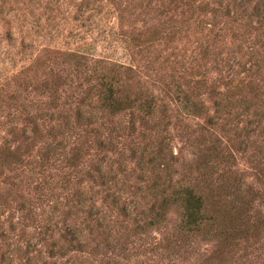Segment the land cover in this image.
<instances>
[{"label":"rangeland","instance_id":"1","mask_svg":"<svg viewBox=\"0 0 264 264\" xmlns=\"http://www.w3.org/2000/svg\"><path fill=\"white\" fill-rule=\"evenodd\" d=\"M234 1L0 0V247L14 252L3 264H24L16 247L34 234V226L51 218L68 227L76 216L87 226L77 207L69 213L72 217L67 212L80 190L98 204L114 191L100 184L96 171L106 156L98 145L104 137L115 138L108 164L123 166L115 181L125 192L122 209L131 216L111 207L109 234L87 229L82 251L70 242L62 249L61 240L55 256L43 252L46 264H264V111L236 100L247 90L252 100H264V66L251 70L249 57L261 32L256 28L258 0L246 9ZM202 46L211 51L200 65ZM75 50L87 58L71 56ZM99 60L133 70L111 71ZM192 65L201 75L190 74ZM103 73L107 81L121 80V90L129 94L145 89L157 94L162 119L132 122L129 113H111L99 95ZM205 75V83L196 82ZM175 82L199 93L206 103L204 115L186 112ZM229 86L235 96L231 101L224 94ZM221 100L229 104L211 123ZM257 120L261 125L256 127ZM161 137L178 159L173 175L183 182H194L200 171L195 159L214 143L229 157L225 162L220 156L211 168L215 185L231 168L233 180L252 193L242 216L228 220L227 232L216 226L211 233V227L184 233L176 206L162 223L137 227L133 218L151 206L160 210V199L147 189L150 165L139 163L133 150L153 148ZM23 205L32 210L27 223L34 226L18 242V230L11 233L12 241L4 239L2 228L8 223L3 221L17 217ZM55 239H60L58 233L48 243Z\"/></svg>","mask_w":264,"mask_h":264},{"label":"trees","instance_id":"2","mask_svg":"<svg viewBox=\"0 0 264 264\" xmlns=\"http://www.w3.org/2000/svg\"><path fill=\"white\" fill-rule=\"evenodd\" d=\"M252 1L253 0H235L234 5L236 4V7L246 9V6ZM255 15L260 18V20H258V23L260 24L256 28H260L261 32H259L260 37L255 39L254 45L252 46V52L249 56L251 61L250 68L253 71H261L264 66V0L257 1ZM210 51L209 46H202V61L200 60V65L209 56ZM70 54L75 58H87L86 53L77 50L70 52ZM97 63L110 66L111 71L132 72L133 70L132 66H125L119 62L106 63L105 60H99ZM100 66L104 68V65ZM192 68L193 70L190 74L194 78L195 75H201V70H195V66L193 65ZM204 74L206 73L204 72ZM102 75H104V73ZM106 78V75L100 77L101 82L98 85L100 91L99 95L102 105L108 108L111 113H129L131 114L132 122L135 120H142V122H145L146 117L151 119H162L160 114L164 110L161 107L162 104L159 102V97L153 91L145 89L144 92L139 93L136 90L135 92H132L128 89L130 92L129 94L126 89L124 91L121 90V87L123 86L121 80L111 78L107 81L105 80ZM205 78L206 75L202 80L196 82L205 83ZM174 86H176L177 97L180 99L186 112L195 116H201L204 115L203 113H206V103L200 98L199 93L190 90L189 92L185 91L179 82H175ZM130 89L132 90V88ZM249 89L251 93H253L250 86ZM229 90L230 92L226 91L224 94L230 99L229 101H231L235 96L231 91L230 86ZM260 96L264 97V92L261 91ZM253 97L254 95L249 96L247 90L245 94L237 97L236 100L246 108L257 107L261 109L260 111H264V100L260 98L258 101H255L252 100ZM255 97L257 98V96ZM227 104H229V102L225 103L223 100L217 102L216 114L209 119V122L212 123V120L221 118L220 114ZM81 115L83 116V114ZM254 123L256 127L261 125L259 120ZM68 128L70 127L68 126ZM114 141L115 138L112 137H104L99 141V148L105 152L106 156L101 158V162H99L96 167L99 179H101L100 184L106 186L108 191L112 188H114V191H109V194H107L100 204H98L99 200H97V198H94V196H88L84 189L79 191L77 200L69 206L70 211L67 212V215H69L68 217H72L69 213L72 212L73 207H77L79 213H85L86 215V221H88L86 227L82 226L83 222H78L76 220V216H74L73 224L68 227H64L66 222L63 226L59 227L56 222H51L53 221V218H51L46 225L37 226L39 228L30 224L34 226V234L27 235L28 238L24 240V244L16 247V251L20 250L21 259L23 258L25 260L24 264H46L47 260H43L45 256L43 252L46 251L48 253L47 257L55 256L54 249L60 245L59 241L61 240L65 243L62 245V249L70 242L71 245L76 243L75 250L82 251L86 244L85 231L87 229L89 230V233L95 230L98 234H109L108 231L110 232L112 230L114 225L111 227L110 224L106 222L110 219L107 212L111 207H119L122 209L125 193L123 188L117 187L118 181H115L118 174L122 172L123 166L119 164L118 168H114L112 163L108 164L111 159L109 154L113 153L112 147ZM218 147L219 144L214 143L207 152H203L202 156L195 159L194 164L200 171L199 175H196L193 178V183L183 182V180L176 179L173 175V165L175 163L177 164L178 159H176L173 151L170 150L169 143L165 141V137L159 138L156 141V146L153 148L145 146L143 148L141 147L139 150H133V156L137 158L139 163L144 162L150 165L152 177L148 178L150 184L147 185V189L154 194V199H160V210L158 207L156 209L151 206L150 209L147 210V213L143 212L139 215V218H133L139 229L152 227L157 223H162L165 221L171 208L176 206L181 212L180 229L184 233L196 234L208 227H211L208 230V232L211 233L216 226L224 229L225 232L228 231V228L225 227L228 220L242 216L243 208L248 206L249 202H251V199H248L247 196L252 192L250 190L248 192L244 191L239 185L238 180H233L234 175H232L233 170H231V168L219 176L220 181L216 183L218 186L215 189L214 186L216 185L213 180L214 170L211 171V168H214L216 162L221 160L226 162L229 158L222 156L223 153H219ZM220 156H222L221 160L219 158ZM74 157L75 158L73 159H79V155ZM210 179L213 180L212 183L210 182ZM218 189L219 193L215 194V190ZM225 201L227 202L225 203ZM87 202L88 204L86 205ZM26 209L27 208L23 205V208L17 217H9L3 221V225H7L6 223H8V228H5L6 226H3L2 228L1 235L4 239L11 240V233L16 230L20 232V235H17L20 236L17 242L27 234V229L32 227L27 223V219L33 218L34 214L31 213L32 210H28L27 212ZM57 209L58 206L56 204L53 205V211H56ZM123 209V217L129 218V216H131L130 210L126 211ZM2 215L3 213H0V221H2ZM246 224L247 223L244 225ZM240 227L242 226L240 225ZM56 233L59 234L60 239H55V242L48 243V240L53 239ZM13 253V251L3 250V248L0 247V264L6 262L7 258L9 259L10 255ZM61 254L62 252H58L57 255L59 256Z\"/></svg>","mask_w":264,"mask_h":264}]
</instances>
